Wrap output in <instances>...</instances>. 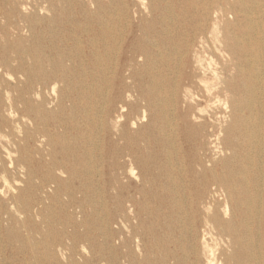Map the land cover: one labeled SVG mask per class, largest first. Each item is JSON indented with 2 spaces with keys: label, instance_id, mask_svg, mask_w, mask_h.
Listing matches in <instances>:
<instances>
[{
  "label": "bare ground",
  "instance_id": "bare-ground-1",
  "mask_svg": "<svg viewBox=\"0 0 264 264\" xmlns=\"http://www.w3.org/2000/svg\"><path fill=\"white\" fill-rule=\"evenodd\" d=\"M41 1L42 4L45 3L46 9L55 10V0ZM162 1L159 5L150 6L151 20L143 23L144 25L131 26L124 48H120L117 57H101L97 47L102 46L99 37L104 35L103 31L97 30V27L86 28V46L89 49L85 51L84 57L82 54L72 57L69 53L62 57L58 66L54 65L43 76L38 75L28 81L30 97L32 100L33 97L36 98L32 104L26 105L23 98L13 97L8 90L5 91L8 103L4 104L0 90V142L3 137L12 136L15 144L12 149H7L9 165H0V178L4 181V186L15 191L16 183L10 181V172L20 173L25 169L26 176H30V172L35 173L44 167L46 173L39 179L37 187L42 191L49 189V194H46L52 203L65 205H72L76 201L80 204L95 201L97 197L92 191V183L93 180H101L106 186L107 197L114 202L113 218L124 221L123 224L127 227L132 226V221L148 223L146 226L142 224L141 233L129 230V235L122 237L121 246L127 247L123 255L119 247L114 248V256L117 259L124 257L127 264H200L198 243L201 242L207 255L206 264H264V161L260 158L264 154V57L257 44L260 40L264 41L262 0L190 1L195 4L190 22L198 23L199 27L193 23L195 27L192 35L183 42L177 38V31L173 37L170 36L173 26L167 21H174L173 25H176L175 19H181L179 15L175 17L172 11L175 1L165 4ZM13 16L14 12L11 13L0 5V18L5 19L8 26L20 29L17 27L19 20H14ZM69 24L71 25L68 22L67 27L65 26L68 35L72 32ZM211 26L219 35L209 32ZM105 27L108 30L111 28L107 23ZM0 32L8 34L9 31L0 23ZM197 34H200L201 43H205L206 35L218 42L219 47L216 48L223 52L224 57H203L198 50H194L192 61L181 57L185 68L182 79H187L188 90L185 98L180 100L173 90L176 84L174 78H171L169 87L166 85L164 77L167 70L171 69L169 63L173 57H165L164 54L165 51L174 55L181 53L180 47L183 45L187 52L184 55H188L196 47ZM138 59L142 60L140 66H137ZM107 60L111 63L108 64ZM162 65L166 68L161 67ZM2 66L3 63L0 62V67ZM156 67L159 71L154 72ZM2 81L0 74V84ZM99 83H106L107 86L102 97L96 99L93 93ZM60 84L64 93L58 95L54 104L47 97L55 96L57 85ZM19 103L24 107L20 108ZM168 106L175 117L171 125L174 136L179 137L180 134L183 142L179 146L181 150L190 149L188 139L192 135H188V131L191 127L196 131L198 140L202 141L198 142V148L203 152L207 148V139L209 140L212 154L208 156L202 153L198 160L204 175L211 172L214 176L217 164L228 166L236 159L233 162L234 168H226L223 172L227 178L235 177L233 188L226 182H209L203 186L201 195H198L207 199L213 214L206 221L208 230L202 231L201 240L198 227L192 223L194 247L190 249L182 245L187 227L184 206H170L169 219L165 222L168 234L159 241L154 235L158 225L151 223V219L158 216L154 215L157 210L143 201L147 198V182H150L146 169L148 162L152 159L157 179L160 168L157 156L164 152V142L168 143L166 125L169 116L165 114ZM153 107H157L162 113L160 124L145 122ZM5 109L14 118L19 116L29 119L31 116V124L26 130L14 126L13 122L16 121L7 119ZM92 110L95 112L92 113ZM245 111L251 113L250 118L254 116L257 119L255 126L240 133L235 131L234 138H229L228 133L233 131L234 123L241 121L245 127L251 124L250 118L244 115ZM91 116L99 120L94 126L97 133L94 130L91 133L97 134L99 154L95 158L100 163L91 162L92 157L81 158L65 150V139L75 140L77 148L86 146V141L89 140H83L81 124L88 126ZM229 116L234 123L223 128V121ZM139 120L143 122L141 125ZM58 145L60 151L56 150ZM3 147L5 148L4 145ZM252 149L259 157L255 164L251 163L255 168L251 179L256 188L254 218L257 233L252 236L251 241L254 251L249 252L244 247L249 235L248 232L245 233L243 226L248 227L250 212L240 208V213H236L233 201L235 200L238 208L241 206L238 202L241 193H237V187L250 183L247 177L248 167L239 160L242 156L240 151L247 152L248 157ZM217 155L223 156L218 159ZM16 181L20 183L19 179ZM71 182L77 186L64 190L63 187ZM28 183L32 184L30 180ZM2 191L1 188L0 193ZM19 194L21 191L13 197V203L19 200ZM246 194L245 191L243 195ZM220 198L222 202H219ZM216 202H219L218 205ZM222 203L224 217L220 218L217 208ZM36 206V203H31L16 208L15 211L23 217L19 224L26 227L27 217L30 214L38 215L39 209ZM76 222L71 217L63 225L64 229L71 228L66 231V239L70 242L62 240L59 244L68 249V254L73 253L76 248L73 238L80 226ZM3 229L0 220V230ZM214 231L221 236L216 243L218 253L207 242V235H212ZM113 236L117 235L113 233ZM139 239L143 240V247L138 245L139 249L134 250L130 244ZM4 246L10 250L8 253L0 252V264H40V254L36 248L28 251L24 248L25 244L19 245L11 238L5 240ZM156 248H160V255L153 256ZM243 253L247 254L246 259L235 261L234 257ZM189 254L192 255V260ZM49 256L52 254L47 253L46 258ZM132 256L137 259L129 260Z\"/></svg>",
  "mask_w": 264,
  "mask_h": 264
},
{
  "label": "rangeland",
  "instance_id": "rangeland-1",
  "mask_svg": "<svg viewBox=\"0 0 264 264\" xmlns=\"http://www.w3.org/2000/svg\"><path fill=\"white\" fill-rule=\"evenodd\" d=\"M91 1L92 0H55V10H50L44 7L45 3L42 4L41 0H0V5L4 9H7L11 13H15L13 19L19 20L17 27L20 28L16 29L10 27L6 24L5 19L0 18V23L9 31L8 34H2L0 32V62L3 63V66L0 67V74L3 79L0 84V90L2 92L1 97L4 104L8 103L6 95L7 90L10 91V95L13 97L16 96L17 98H23L26 105L32 104L36 99L33 97L32 100L29 93L30 85L28 84V81H30L32 77H37L38 75L43 76L45 73L49 72L54 65L58 66V64L61 63L60 60L63 59L62 57H66L69 53L72 54V57H78L80 54L84 57L85 51L89 49L86 46V28L97 27V30L103 31L104 35L99 37L102 46L97 47L101 57H117L116 55L120 52V48H124V43L131 26L145 24V22L151 20L152 13H150V6H152V4L159 5L162 0H94L93 3ZM168 1L170 3L175 1L176 5L174 6L172 4L174 16H181V19H175L176 25H173L174 21L172 22L167 19L170 26H173L170 36L173 37L175 31H177L179 32L177 38L183 42L184 39H187L188 36L192 35V29L195 27L194 24L196 27H199L198 23L196 24L193 22V24L191 23L192 21L190 22L195 4L190 3L192 0H165L162 1V3L165 4ZM179 1L181 4L178 5ZM261 4L264 9V0L261 1ZM77 12H79V15H77ZM68 22L71 23V25L69 24L68 26L72 28L70 35L66 32ZM106 23L111 27L110 30L105 27ZM137 32L140 33V31ZM209 32H212L216 36L219 35L215 30L213 31V26L209 28ZM197 35L198 40H196V47L195 49H192V51H189L188 55H184V52L185 54L187 52L183 45L180 47L182 49L181 53L179 52L174 55L170 51H165L164 54L165 57H173L169 63L171 69L167 70V73H165L164 78L167 80L166 85L169 87L172 83L171 78H174L176 84H174L175 88H173V90L176 92L180 100L185 98L186 90H188V88H186L187 79H182L185 68L183 67L184 62L182 64L183 58L181 59V57H186V59L192 61L195 54L194 50H198L202 53L203 57H218V59H220L219 57H224L223 52L216 48L217 46L219 47L218 42L213 41L211 37L206 35L204 37L205 43H201L199 40L200 34ZM168 37L169 36H167V38ZM257 44L264 57V41L260 40ZM107 62L108 64L109 62L111 63L109 60H107ZM137 62V66H140L139 63H141L142 60L138 59ZM263 64L264 61H262V65ZM161 67L166 68L164 65ZM158 69L159 68L156 67L153 71L157 72L159 71ZM100 85L101 83L97 84L95 88L96 90L94 91L95 93H93V96L96 99L102 97V93L105 92L107 86L106 83ZM63 93L64 88L62 84L57 85L56 95L49 96L47 99L56 104L58 95ZM181 105L182 104H180V106ZM19 107L23 108L24 106L22 103H19ZM52 107L53 106H51V108ZM149 111L150 115L145 122L154 121L156 124H160L162 117L161 111L157 107H153ZM91 112L93 113L95 110H92ZM171 112L172 110L170 111L168 106L165 112L167 117L169 116L166 125L168 143L164 142V152L160 154V156H157V162L160 167L158 169L159 174L157 179H155L154 176L155 165L152 159L149 160L146 167L147 178L150 182H147V198L143 201L148 202L149 206H152L157 210L154 212V215L158 216L152 218L151 223L158 225L154 231V235L159 241L166 238L168 234V231L165 228V222L169 219L170 206L174 204L184 206L185 223L187 227L184 233V238L182 239V245L185 248L190 249L194 247H192V245H194V227L192 228V223L198 227L199 239L201 240L202 231L204 229L208 230L206 221L210 215L213 214V211L209 208L210 205L207 204V199H202L198 195H201L200 192L204 190L203 186L209 182H226L231 188H233L235 177L232 178L228 176L227 178V176L223 175V172L226 168H232L233 162H235L236 159H234V161L228 166L217 164V170L215 171L216 174H214V176L211 172H207V174L204 175L198 160L201 158L202 153H205L208 156L212 154L211 150H209V140L207 139V148L203 152V150H200L201 148H198V142L200 141L202 143V141L198 140L196 131L194 132L193 127H191L188 131V135H192V138L188 139L190 149L185 151L181 150L179 148L183 143L180 139L181 136L180 134H178L179 137L176 135L174 136L173 127L171 128L172 121L175 118ZM245 112V117L250 118L251 113L249 111ZM4 114L10 121H16L13 122L14 126L17 125L22 130H26L31 124V116H29V119L20 118L19 116L14 118L13 116H9L7 109H5ZM256 121L257 119L253 116L250 118L251 124H248L247 127H245L241 121L234 123L229 116L227 120L223 121V128L234 123L233 131L228 133V137L233 139L235 131H239L240 133L247 128H253ZM98 122L99 120L97 117H92L90 123H87L88 126L83 125V123L81 124L83 140H89L86 141L85 147L77 148L75 140L65 139V150L68 153H72L81 158H83L82 156L92 157L91 162L96 163L99 161L100 163V160L97 159L96 161L95 158L99 154L97 134L92 135L91 133L93 130L96 132L94 126L95 123ZM141 123L143 122L139 120L140 125ZM148 131L151 132V130ZM73 132L76 133V131ZM20 135L22 136V134ZM19 137L20 136L17 137V141L19 140ZM55 139L58 140L57 137H55ZM182 139L184 140V138ZM13 141V137L10 136L3 137L0 142V165L2 166L4 165L7 167L9 165L7 149L13 148L15 145ZM1 143H3L5 148ZM60 149L59 145L56 146V150L60 151ZM253 152L252 149L247 157V152H244V150L240 151L242 156H240L241 159L239 160L243 165L248 167L247 177H249L250 183L246 185L244 183L237 187V193H241V199L238 200L239 204L241 203V206L238 208L235 200L233 201V207H235L236 213H240V208L250 212L248 227L245 228L243 226V230L245 233L248 232L249 235V239L244 245L246 251L249 252L254 251V245L251 241L253 240L252 236L257 233V224L255 223L256 219L254 218V195L256 188L251 179L254 172L253 169L255 168L251 163L255 164L259 157ZM220 156L223 155H217V158L219 159ZM260 158L264 161L263 153ZM29 166L33 170L31 163H29ZM25 171L26 170L24 169L23 172L20 173H18V171L9 173L10 181L16 183L15 187L17 189L15 191L9 190L4 186V181L0 178V190L1 188L3 190L2 193H0V220L4 227L3 230H0V252H9L10 249H6L4 243L6 239L11 238L12 240H16L19 245L25 244L24 248L28 251H31L32 248H36V251L40 254V264H127L124 257L117 259V257L114 256V248L119 247L123 255L127 250V247L125 245L121 246L122 237L124 235H129L131 231L141 233L144 221H132V226L127 227L123 224L124 221L113 218L112 206L114 205V202L107 197V192L105 191L106 186L101 180H93L92 183V187H94L92 191L95 192L97 197L95 201L83 204L76 201V203L72 204L73 206L70 204H54L47 197L46 192L49 194V189L46 188L42 191L37 187L39 179L46 173V168L42 167L32 174L30 172V176H26ZM217 175L219 177H217ZM17 179L20 180V183H17ZM29 180L32 184L28 183ZM71 186L75 187L77 185L76 183L71 182L63 188L66 190L70 189ZM211 188L212 187H209V189ZM20 191L21 194H19V200L13 203V197L17 196ZM245 191L247 194L243 195ZM222 201L223 200L220 198L219 202ZM31 203L37 204L36 207L39 209V213L38 215L30 214L27 217L28 220L26 221V227H24L22 224H19L20 219L23 217H21L15 210L17 207H25V204ZM218 203L216 202L217 205ZM217 214L220 218L224 217L223 203L217 208ZM71 217L72 219L74 218L80 226H78L77 231L75 232V238H73L76 248L73 253L70 252L68 254V251H66L68 249L60 247L59 244L62 240L70 242L69 239H66V231L71 228L67 227L64 229L63 225H65V221L69 222ZM147 224L148 223H145L144 225L146 226ZM113 233L117 236L114 237ZM207 237V242L211 244L214 250L218 253L219 250H216V243L221 239L219 233L214 231L212 232V235L208 234ZM138 245L143 247V240L141 241L139 239L130 244L131 248H134V250L139 249ZM157 248L155 249L153 256L160 255L161 247L159 249ZM198 252L200 256V264H206L207 255L203 249L202 242L198 243ZM47 253H51L52 256L46 258ZM71 254L72 257L70 256ZM43 255L45 257H43ZM189 257H191L190 260H192L191 254H189ZM246 257L247 254L243 253L234 258L235 261H240L244 258L246 259ZM132 259L137 258L136 256L129 258V260Z\"/></svg>",
  "mask_w": 264,
  "mask_h": 264
}]
</instances>
